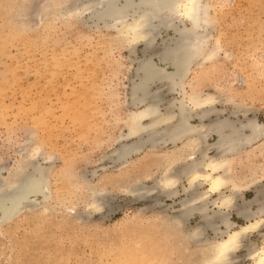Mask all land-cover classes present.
Listing matches in <instances>:
<instances>
[{
  "label": "rangeland",
  "instance_id": "374dc122",
  "mask_svg": "<svg viewBox=\"0 0 264 264\" xmlns=\"http://www.w3.org/2000/svg\"><path fill=\"white\" fill-rule=\"evenodd\" d=\"M82 1L0 0V176L18 169L23 159L33 160L49 167L51 186L44 207L36 199L35 208L30 202L0 222V264H123L129 250L139 262L126 264H144L142 257L150 264H199L203 255L196 241L178 240L199 225V213L182 218L177 234L167 225L181 212L179 199H189L207 184L187 187L182 174L171 189L156 186L164 166L172 163L159 156L172 144H145L124 161L115 154L120 144L133 141L118 136L127 132L126 118L133 109L129 103L131 84L139 79L136 67L149 57L160 64L155 54L173 43L176 23L183 27L188 22L181 15L172 21L174 28L158 26L146 51L142 41H126L129 35L120 40L111 21L110 26L95 22L91 10L78 15ZM201 3L210 16L207 48L215 46V51L189 64L185 89L193 86L202 96H215L213 104L224 111L213 115L214 120L228 117L239 124L245 122L246 110L245 117L264 127V0ZM160 85L151 88L158 90V108L165 111L172 97L177 102L181 95L179 90L169 92L166 83ZM215 138L211 134L207 142L213 144ZM263 139L246 144L231 160L232 181L246 184L243 196L235 197L238 206L264 194V168L256 166L264 164ZM209 152L214 154L215 147ZM173 168L181 170L179 164ZM128 186L142 193H133L136 188L129 193ZM173 188L174 195L164 193ZM92 190L103 193V198L97 195L102 200L99 211L85 205ZM228 217L244 223L233 209ZM202 232L198 239L214 235L209 227ZM263 233L264 225L248 233L243 243L259 244ZM245 245L229 264H251Z\"/></svg>",
  "mask_w": 264,
  "mask_h": 264
},
{
  "label": "bare ground",
  "instance_id": "6f19581e",
  "mask_svg": "<svg viewBox=\"0 0 264 264\" xmlns=\"http://www.w3.org/2000/svg\"><path fill=\"white\" fill-rule=\"evenodd\" d=\"M82 3L83 8L81 7L82 11H79L78 15L91 10L92 12L90 11L89 14L95 22L103 21L108 25L107 21H111L112 27L114 26L113 28L121 36L124 34L123 37L118 35L120 40L129 35L128 40L125 39L126 41L129 43L142 41L146 51L153 45L151 42L155 38L158 26L170 27L171 25V28L176 26L173 31L177 33V36H173V43L166 45L156 54L153 53L158 56L160 64L149 57L136 67L135 76L139 79L132 82L130 89L129 104L133 109L129 110L126 118L127 132L118 136V138L133 139V141L120 144L115 149V154L117 160L126 159L133 151L139 150L145 144L150 148H154L156 144H172V148L170 147L168 150L166 148V151L163 150L165 153L159 156L160 160L172 163L164 166L163 172L157 179V185L154 184L161 187L160 190L163 191L171 189L179 177L184 174L188 179L187 187L191 188L197 183H206L207 187L199 192H193L189 199L184 197L179 199L182 205L181 212H178L177 215L174 214L171 217L172 225L168 224L167 226L171 227L173 234H177L182 218L190 216L193 211L199 213L203 224L200 222L188 233L179 234L178 240L185 241V239L193 238L196 241L203 255L199 264H229L236 256L235 253L241 249L242 245H245L243 240L248 233L254 232L264 225V194L261 198L241 200V206L236 205L235 197L239 193L240 196H243L242 191L246 184L233 182L229 169L231 160L240 149L243 150L246 144H253L254 140L264 138V127L254 117H245L246 110L244 113L243 109L241 111L245 122L239 121L238 124L235 123L236 119L232 121L228 117L220 119L218 117L214 120L213 115L221 112L222 109L219 108L218 112L213 104L215 96L209 94L202 96L195 92L193 86H189L190 91L185 89L189 64L200 56L203 59H208L214 55L215 46L207 48L206 43L208 35L205 31L210 23L207 6L201 3V0H83ZM181 15L188 23L183 27H177V23L172 26V21L181 20ZM174 37L176 38L174 39ZM170 67L173 70H169ZM159 83L160 86L166 83L169 92L179 90L181 95L177 102H174L175 97H172L173 99L169 101L165 111H160L158 108L160 101L158 90L151 88L153 84ZM193 119H197L198 122L192 123ZM211 134L217 138L213 144L207 142V137ZM202 143L204 144L203 149ZM262 143L264 145V139ZM211 147H215V153L212 155L209 152ZM198 152H201L199 158L197 157ZM32 161L23 159L22 165L18 169L9 172L7 176H0L2 178H0V222L10 220L24 210L23 208L33 203L32 206L35 208L36 199H39V205L44 207L50 198L51 186L46 172L49 167L45 165L46 168L37 161ZM174 164H179L181 170L177 171L173 168ZM256 166L264 168V164L260 162ZM27 167H30V170H27ZM262 174L264 177V173ZM154 184V187L149 185V189L152 188L151 192L155 190ZM127 188L126 191L131 193L136 187L128 186ZM147 189L148 187L145 189V193L148 191ZM139 190L137 192L136 188V192L133 193L139 195L142 193ZM182 190L185 192L184 187ZM173 191L174 188L169 193H164L167 196L177 193V191ZM160 193L162 192L160 191ZM213 193L215 197L210 198ZM91 194L92 197L89 196L90 199L85 205L99 211L102 204V200L100 201L99 198L103 196V193L92 190ZM97 195L101 196L98 198ZM238 198L240 197L238 196ZM252 203L257 204L255 209L251 208ZM209 205H212L214 209L208 210ZM232 209L244 220V223H237L229 219L228 216ZM205 227L212 229L214 235L209 239H198L203 229L205 231ZM261 235L262 239L259 244L250 242L248 239L250 243L245 245L252 260L251 264H264V233ZM130 253L131 250L124 255L123 264L138 261ZM142 262L150 264V261H144L143 257Z\"/></svg>",
  "mask_w": 264,
  "mask_h": 264
}]
</instances>
